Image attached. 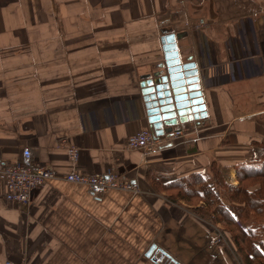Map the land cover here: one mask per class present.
I'll use <instances>...</instances> for the list:
<instances>
[{"label": "crops", "instance_id": "obj_1", "mask_svg": "<svg viewBox=\"0 0 264 264\" xmlns=\"http://www.w3.org/2000/svg\"><path fill=\"white\" fill-rule=\"evenodd\" d=\"M179 2L0 0V161L15 163L28 147L60 176L30 206L9 202L0 180V264H175L147 257L153 245L179 264L195 260L207 222L162 187L192 175L209 181L214 168L234 186L237 166L264 149V0L205 15ZM163 31L186 34L176 43L199 69L208 116L176 126L184 137H161L152 156L127 143L152 130L140 84L163 60ZM67 145L79 150L77 163ZM109 169L140 193L94 196L61 178Z\"/></svg>", "mask_w": 264, "mask_h": 264}, {"label": "water", "instance_id": "obj_2", "mask_svg": "<svg viewBox=\"0 0 264 264\" xmlns=\"http://www.w3.org/2000/svg\"><path fill=\"white\" fill-rule=\"evenodd\" d=\"M161 39L163 60L156 68L142 77L141 97L150 116L152 132L157 139H172L175 127L189 122H199L208 114L200 90L199 69L193 58H185L177 41L186 34L163 31ZM160 253L175 264H179L166 250L153 245L147 257ZM157 261V259H153Z\"/></svg>", "mask_w": 264, "mask_h": 264}, {"label": "trees", "instance_id": "obj_3", "mask_svg": "<svg viewBox=\"0 0 264 264\" xmlns=\"http://www.w3.org/2000/svg\"><path fill=\"white\" fill-rule=\"evenodd\" d=\"M236 173L238 187H227L229 192L225 193L230 204L235 206L230 209L222 207L214 212V216L223 215L224 221L232 227L230 242L243 264H264V224L259 229L241 226V222L247 223L253 215L261 217L264 214V149H256L255 160L237 166ZM217 181L218 185L221 184ZM253 185L256 187L251 190ZM162 189L170 200L186 203L206 201L216 194L202 175L174 181L164 185Z\"/></svg>", "mask_w": 264, "mask_h": 264}, {"label": "built area", "instance_id": "obj_4", "mask_svg": "<svg viewBox=\"0 0 264 264\" xmlns=\"http://www.w3.org/2000/svg\"><path fill=\"white\" fill-rule=\"evenodd\" d=\"M184 137L182 130L174 131L173 138ZM162 141L157 139L151 130L139 132L129 138L127 147L130 150L142 151L147 155L156 156L160 153ZM67 151L73 163L79 160V150L67 145ZM60 178L55 169L50 165L35 162L30 148L23 149L20 160L15 163L0 161V180L7 188L6 199L14 204L30 206L34 193L46 182ZM64 181L84 186L94 196L104 195L110 191H126L134 194L140 193V187L133 181H128L126 176L119 171L109 169L104 174L83 175L71 172L62 176ZM5 264H26L7 261Z\"/></svg>", "mask_w": 264, "mask_h": 264}, {"label": "rangeland", "instance_id": "obj_5", "mask_svg": "<svg viewBox=\"0 0 264 264\" xmlns=\"http://www.w3.org/2000/svg\"><path fill=\"white\" fill-rule=\"evenodd\" d=\"M180 2L186 3L185 13L188 15H205L210 9H225L227 6L235 3L236 0H179ZM179 2V3H180ZM183 3H181L182 5ZM180 8H183L180 6ZM179 8V9H180ZM196 24V23H195ZM188 26V25H186ZM196 26V25H195ZM194 28V25L192 26ZM199 27V26H197ZM261 149V148H259ZM217 171V172H216ZM221 172L214 168L209 177V181H207L208 185L214 189L215 196L212 198L206 199V201H192L191 203L183 202L186 207L185 209L191 208V210L202 217L203 221H206V226L209 227V232L204 234V240L201 242L202 247L196 249V258L193 261V258L190 259L188 264H226L224 261V257L228 254L232 258L235 259L237 264H243L241 259L237 255L236 249H234L231 245V233L230 227L225 221L224 217L221 214H217V220H215L214 212L218 209L234 207L235 204H230L228 197H226L225 193L229 192L227 187H238L239 182L237 180V184L234 186H230L228 183L222 181ZM207 179V178H206ZM215 180H219L217 184ZM256 185L250 187L251 190L255 189ZM171 202L179 203V201H175L171 199ZM215 217V218H214ZM264 224V214L261 217L252 216L251 220L247 223H242V227L252 226L254 229H259ZM190 224V222H188ZM240 224V223H239ZM233 230V229H232ZM260 235L262 231H259ZM193 237V235L191 234ZM257 242V241H256ZM192 251V250H191ZM190 251V253H192ZM174 254H178V250L175 249ZM188 254V253H187ZM180 255V254H179ZM227 255V256H228ZM178 256V255H177Z\"/></svg>", "mask_w": 264, "mask_h": 264}]
</instances>
